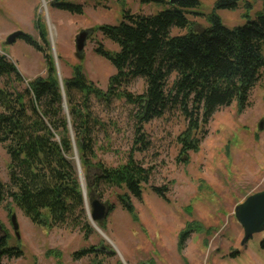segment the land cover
Instances as JSON below:
<instances>
[{"label":"rangeland","instance_id":"1","mask_svg":"<svg viewBox=\"0 0 264 264\" xmlns=\"http://www.w3.org/2000/svg\"><path fill=\"white\" fill-rule=\"evenodd\" d=\"M45 1L51 29L44 0H0V53L7 55L17 66L26 84L38 77L46 78L45 53H48L59 82L60 78L64 82L71 77L73 67L82 64L88 78L106 90L116 70L95 49L101 44L108 51L118 52L119 46L101 32L91 30L102 25L119 24L124 11L151 15L162 9L154 4L143 5L137 0H113L103 4L88 3L84 15L80 16L54 9L49 0ZM217 1L200 0L201 7L196 11L204 16L188 15L196 31L210 25L206 16L214 12L230 29L244 26L248 20H256L264 13V0H240L235 10H215ZM38 18L46 28L47 44L40 39L36 28ZM83 30H90V36L80 54L83 55L81 59L76 51V37ZM16 31L32 36L45 52L36 51L21 39L8 45L7 37ZM187 32L174 29L172 35ZM4 81L0 78L1 85ZM17 88L21 90L20 86ZM145 90L143 78L135 79L128 87V91L136 96ZM92 103L95 115L105 123L96 134L97 160L118 167L127 161L134 147V116L138 110L124 100L115 101L109 107L96 99ZM65 112L68 113V108ZM187 125V120L179 112L168 113L144 124L143 132L150 146L146 151H136L135 158L146 168H152V175L143 198L141 201L133 199L135 212L132 215L119 204L115 193H121V190L114 194L107 191L103 197L95 193L93 199L99 198L107 205L115 204L116 208L102 224L96 223L103 233L94 226L87 212L93 228L88 240L80 229L33 224L12 199L0 203V226L3 229L0 237L9 235L10 245L20 246L23 251L21 257L5 258L3 263L264 264V231L243 245L244 229L235 215L236 208L249 196L264 190V72L251 91L248 107L240 112L234 102L217 110L199 134V151L182 154L179 137ZM73 159L77 166L76 159ZM9 165L10 157L0 143V181L4 184L9 182ZM81 170L91 211L88 179L96 172L94 169L86 172L82 166ZM82 182L80 179L81 188ZM153 187H166L167 201L160 198ZM13 214L17 216L20 238L13 228ZM193 224L199 230H193L180 249L181 233ZM90 247L109 251L75 259V252Z\"/></svg>","mask_w":264,"mask_h":264},{"label":"trees","instance_id":"2","mask_svg":"<svg viewBox=\"0 0 264 264\" xmlns=\"http://www.w3.org/2000/svg\"><path fill=\"white\" fill-rule=\"evenodd\" d=\"M110 1L113 0H49L52 8L80 16L84 15L88 3ZM137 1L162 9L151 15L124 11L119 24L91 30L101 32L119 46L118 52L108 51L101 44L95 49L116 72L103 90L88 78L82 64L74 66L71 77L64 80L68 113L50 54L45 53L46 78L38 77L26 84L17 66L0 53V78L5 79L0 84V143L10 157L9 182L0 181V203L12 199L33 224L80 229L86 240L93 234L73 159L74 144L82 168L96 172L88 179L90 200L95 193L103 197L107 191L114 194L121 190L115 193L119 204L133 215V199L142 200L152 175V168H146L135 158L136 151H146L150 146L143 132L144 124L179 112L188 122L179 137L181 153L198 152L199 134L217 110L236 102L239 111H244L251 91L262 78L264 13L256 20H248L244 26L230 29L214 12L206 16L210 25L196 31L188 15L204 16L196 11L201 7L200 0L175 4L166 0ZM239 1L218 0L215 10H235ZM36 28L40 39L47 44L46 28L40 18L36 20ZM174 29L188 32L173 36ZM20 39L36 51L45 52L29 34ZM79 57L83 59V55ZM137 78L145 80L146 90L136 96L128 87ZM93 99L108 107L124 100L138 110L134 116V147L127 161L118 167L97 160L96 134L105 123L95 115ZM153 191L167 201L166 187H153ZM108 206L110 212L116 208L115 204ZM196 226L189 225L181 233L180 249L190 233L199 230ZM106 251L109 249L90 247L73 255L75 259H82ZM22 255L20 246L10 245L9 235L0 237V264H4L5 258Z\"/></svg>","mask_w":264,"mask_h":264},{"label":"water","instance_id":"3","mask_svg":"<svg viewBox=\"0 0 264 264\" xmlns=\"http://www.w3.org/2000/svg\"><path fill=\"white\" fill-rule=\"evenodd\" d=\"M169 1L171 4H175L176 2L183 1V0H169ZM45 5H46V1L44 0V7ZM45 10H46L45 13H47V21L51 29V23L48 17L47 7H45ZM25 34L26 33L24 31H16L7 37L6 43L8 45H12ZM89 36H90V30H83L76 37V51H77L78 56H80V54L84 52ZM55 62H56V69L58 70V73H59L57 59H55ZM60 85L63 90L65 111H67V103H66L65 93H64V82L61 78H60ZM71 133L74 139L73 132ZM74 158L76 159L79 176L82 182L83 175H82V170H81V162L79 158L78 149L76 148V146H75ZM82 190H83V195H84V199L86 203V210L88 212V215L92 223L97 228L96 223L102 224L109 216L110 207L104 202H102L99 198H96V199H92L91 201V211H90L88 201H87V191L83 186V182H82ZM235 215H236L237 220L239 221V223L244 229V238H243L242 244L245 245L255 234L261 233L264 231V190L249 196L242 204H240L236 208ZM11 221H12L13 228L16 232L17 237L20 238L19 224L17 221V216L15 214L12 215ZM97 229L98 231L101 232L99 228ZM2 230L3 229L0 226V232ZM5 236L6 234H4L2 237H5Z\"/></svg>","mask_w":264,"mask_h":264},{"label":"bare ground","instance_id":"4","mask_svg":"<svg viewBox=\"0 0 264 264\" xmlns=\"http://www.w3.org/2000/svg\"><path fill=\"white\" fill-rule=\"evenodd\" d=\"M46 6V5H45ZM47 7V6H46ZM46 11V10H45ZM83 186H84V188L86 189V185H85V183L83 182ZM87 199H88V197H87ZM88 204H89V201H88ZM96 226H97V224H96ZM98 228V227H97Z\"/></svg>","mask_w":264,"mask_h":264}]
</instances>
